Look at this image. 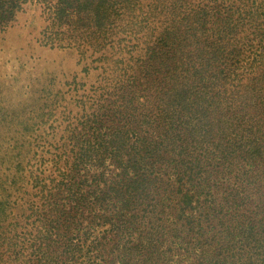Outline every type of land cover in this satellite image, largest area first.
I'll return each instance as SVG.
<instances>
[{"label":"trees","instance_id":"trees-1","mask_svg":"<svg viewBox=\"0 0 264 264\" xmlns=\"http://www.w3.org/2000/svg\"><path fill=\"white\" fill-rule=\"evenodd\" d=\"M15 27L0 264H264V0H0Z\"/></svg>","mask_w":264,"mask_h":264},{"label":"rangeland","instance_id":"rangeland-1","mask_svg":"<svg viewBox=\"0 0 264 264\" xmlns=\"http://www.w3.org/2000/svg\"><path fill=\"white\" fill-rule=\"evenodd\" d=\"M29 19V16H28ZM33 32L31 28L25 29L23 27H15L9 33H5V37L3 39H0V55H3L6 52H16L20 46H22L23 51H26L27 54L32 53L33 55H36L37 52H35L33 48V44L28 41L27 35H30ZM59 63L61 64V67L69 68L71 63L66 59V57H62L61 54H58Z\"/></svg>","mask_w":264,"mask_h":264}]
</instances>
